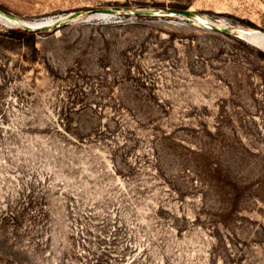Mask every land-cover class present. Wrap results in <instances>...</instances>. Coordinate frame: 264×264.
I'll return each mask as SVG.
<instances>
[{
	"label": "rangeland",
	"instance_id": "1",
	"mask_svg": "<svg viewBox=\"0 0 264 264\" xmlns=\"http://www.w3.org/2000/svg\"><path fill=\"white\" fill-rule=\"evenodd\" d=\"M0 264H264V0H0Z\"/></svg>",
	"mask_w": 264,
	"mask_h": 264
},
{
	"label": "trees",
	"instance_id": "2",
	"mask_svg": "<svg viewBox=\"0 0 264 264\" xmlns=\"http://www.w3.org/2000/svg\"><path fill=\"white\" fill-rule=\"evenodd\" d=\"M26 32L29 33L30 31H27V30H25V29L22 30V32L19 31V33H23V34L26 33Z\"/></svg>",
	"mask_w": 264,
	"mask_h": 264
}]
</instances>
